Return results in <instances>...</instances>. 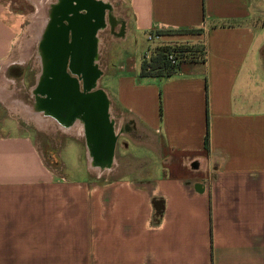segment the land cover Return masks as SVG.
<instances>
[{"label":"crops","instance_id":"0c3cea01","mask_svg":"<svg viewBox=\"0 0 264 264\" xmlns=\"http://www.w3.org/2000/svg\"><path fill=\"white\" fill-rule=\"evenodd\" d=\"M78 1L0 0V105L9 115L36 113L25 79L11 73L30 59L42 68V51L24 38L42 23L29 39L39 41ZM86 1L135 40L119 60H97L98 85L109 77L100 90L113 149L100 133L96 146L85 132L84 146L83 135L66 133L86 172L69 177L27 130L0 126V264H264V0ZM151 32L163 45L196 36L203 59L141 76Z\"/></svg>","mask_w":264,"mask_h":264},{"label":"flooded vegetation","instance_id":"af4514ba","mask_svg":"<svg viewBox=\"0 0 264 264\" xmlns=\"http://www.w3.org/2000/svg\"><path fill=\"white\" fill-rule=\"evenodd\" d=\"M70 9V12L64 15H55L42 33L37 47L39 54L42 51L41 70L34 67L31 59L27 64L11 69L13 75L25 79V96L34 110L40 111L42 107L52 117L60 119L63 125L73 123L77 119L85 122L81 114L72 122L66 117L69 115L72 99L87 93L85 85L95 77L94 71L100 74L95 83L102 78L103 72L97 63L96 52L98 33L106 28V24L101 21L98 7L88 5L86 0L78 1V4H73ZM87 17L89 19H86ZM110 24L112 29L115 23L111 19ZM41 32L42 23L39 33L36 32L35 36H40ZM24 71H27V77L23 76ZM95 83L92 92L100 90ZM30 88L33 89V94H30ZM39 111L37 112L40 113Z\"/></svg>","mask_w":264,"mask_h":264},{"label":"rangeland","instance_id":"374dc122","mask_svg":"<svg viewBox=\"0 0 264 264\" xmlns=\"http://www.w3.org/2000/svg\"><path fill=\"white\" fill-rule=\"evenodd\" d=\"M111 2L114 0H110ZM115 11L119 12L120 11V7H118V5H115ZM112 13V11H111ZM109 13H106L105 16V24H106V30L102 31L100 30L98 35H99V41L100 44H102V49L104 48V55L101 58L103 52L102 49L99 53V55H96V59L101 61V64H104V59L105 61H108L110 58H112V56L114 57V60H119L121 58V56H123L124 54L127 53H131L135 50V45L134 42L135 40L132 38L128 39L126 41V38L123 37H119L116 34H119V28L116 27L115 31L112 28L111 29V24L109 23L110 21L107 19ZM114 22V21H113ZM110 24V25H109ZM120 23L118 22V25ZM117 25V26H118ZM118 30V32H117ZM38 33V32H37ZM34 35V33H32ZM32 34L27 35V38H24V40L27 39V42H29V44H31V51L33 49V52L35 50V54L37 52V47L39 45V42L41 39H39V41H33L32 38L31 41H29L30 37H32ZM197 37L196 36H189L188 38L185 39H178L174 42H172V44L170 45H164V46H160L158 48H168L170 50V52H174V54L176 55V57H178V60L181 59L182 57V51L183 50H190V51H194L197 50L199 47L198 45H194L193 40H195ZM35 40V39H34ZM185 40V41H184ZM183 41V42H182ZM147 42V44H146ZM146 42L144 41V54L142 55V59H141V65L143 62H145L143 59L146 56V52L149 50V48L153 47L146 38ZM116 47V48H115ZM156 47H154L155 50ZM157 49V48H156ZM172 50V51H171ZM116 53V54H114ZM188 54V53H187ZM191 54V53H190ZM188 54V56L194 55L193 53L190 55ZM99 66L100 69L102 70L103 67ZM140 65V66H141ZM25 70V69H24ZM26 72L24 71V75L26 76ZM27 77V76H26ZM108 76L104 77L103 80L101 81V85H98V82L96 83V87L98 88H105L108 85ZM31 80V78H30ZM27 93V90H25V95ZM35 111V110H34ZM39 111V110H37ZM37 111H35L37 113L33 114L32 111H27L26 115L24 114V117H17V116H12L9 115L8 112L2 108V106L0 105V126H4V125H8V127H12V125H15L16 123L18 125H20L22 128H24L25 130H27L29 136H31L33 138V140L38 144V146L40 147L45 160L48 163H54L57 165V163H59V165H63V163L66 164V168L63 170L64 173L67 176H75L77 173L79 175L78 178H81L83 176H86V172H85V167H84V163L83 164H79L78 160L76 159V157L74 156V153L72 152V150L69 148L71 146V140L75 139L73 137H70V135L66 134L69 132L64 131V129L59 128L58 125L54 122L51 121V119L45 118L44 116L40 115ZM29 114V115H28ZM42 116V117H41ZM77 122V120H75ZM39 122V123H38ZM48 122V123H46ZM53 125H52V124ZM55 123V125H54ZM49 124V125H48ZM76 125V123H75ZM84 134L83 137H79V140H77V142L81 145L84 146L83 141H84ZM124 140V142L126 144L131 145V141L128 140L127 138L122 139ZM141 150L138 152L139 155H141L142 153H140ZM131 153H133V151H131ZM83 157V162L84 160V155L82 154ZM54 165V166H56ZM58 167V165H57ZM56 167V168H57ZM58 169V168H57ZM59 170V169H58ZM84 178V177H83Z\"/></svg>","mask_w":264,"mask_h":264},{"label":"water","instance_id":"95a60500","mask_svg":"<svg viewBox=\"0 0 264 264\" xmlns=\"http://www.w3.org/2000/svg\"><path fill=\"white\" fill-rule=\"evenodd\" d=\"M86 19L89 18L87 17ZM94 74L95 77L92 80H89L85 85L87 93H85L81 97H74L72 99V105L70 103V110L68 111L69 115L66 118L68 119V121L72 122L75 117L79 115V113L84 111L88 117V126H90L89 130H91L89 132L92 137H94L95 141H97L99 135L101 134L103 138L99 137V139L103 141V147H106L111 151L114 145V138L112 137L111 130L109 129L107 124L108 103L105 97L104 102L100 98V94H103L105 96L103 91H91L93 84L100 76V74L95 71Z\"/></svg>","mask_w":264,"mask_h":264},{"label":"trees","instance_id":"16d2710c","mask_svg":"<svg viewBox=\"0 0 264 264\" xmlns=\"http://www.w3.org/2000/svg\"><path fill=\"white\" fill-rule=\"evenodd\" d=\"M180 34H201V29L196 30H182L178 31ZM177 32V33H178ZM204 48L197 50H183L182 51V57L179 60V62L175 65H172L168 61V54L170 53V50L168 48H158L151 56L150 62H143L140 69V75L143 77H166L174 74L180 66V63L187 60H196V59H203L204 56ZM194 54L191 56H188V54Z\"/></svg>","mask_w":264,"mask_h":264},{"label":"bare ground","instance_id":"6f19581e","mask_svg":"<svg viewBox=\"0 0 264 264\" xmlns=\"http://www.w3.org/2000/svg\"><path fill=\"white\" fill-rule=\"evenodd\" d=\"M39 16V15H38ZM35 17H36V15H35ZM39 19V18H38ZM34 34L36 35V31L34 32ZM36 38H34V39H37V38H39V36L37 37V36H35ZM34 42V41H33ZM7 91V90H6ZM96 96V95H95ZM7 97V96H6ZM106 98V96H104L103 94H100V98H101V100L104 102V99ZM5 100V99H4ZM23 101V100H22ZM106 101H107V98H106ZM36 104V103H35ZM14 106V105H13ZM108 109V108H107ZM113 110V109H112ZM21 111H22V109H21ZM40 113V115H42V116H44L45 118H48V119H51V121H54L57 125H58V127L59 128H62V129H64V131H66V132H69V133H74V134H77L78 136L79 135H83L84 134V132L86 133V135L88 136V138L90 139L89 141L90 142H92L95 146H96V143L97 142H95V138L94 137H92V135L90 134V132L89 131H91V130H89L90 129V126H88V121H87V119H88V117H87V115H86V113L83 111V112H81V113H79V114H81V115H83V117L85 118L84 120H86L84 123L83 122H81V120H79V119H77V123H76V126L75 127H72V126H69V125H63V124H61V121H60V119L59 120H57L56 118H54V117H52V115L48 112V111H45V110H43V108L41 107V109H40V111H39ZM112 112V111H111ZM22 114V113H21ZM23 114H27L25 111H23ZM34 114H36L37 115V113H34ZM29 115V114H28ZM41 116V117H42ZM39 123V122H38ZM46 123H48V122H46ZM55 123H54V125H55ZM52 124V123H51ZM107 124H108V127H109V129L111 130L112 129V123H111V120H110V117H109V114H108V110H107ZM121 124V123H120ZM49 125V124H48ZM53 125V124H52ZM56 126V125H55ZM115 129V128H114ZM116 132V131H115ZM124 132V131H123ZM118 136V135H117ZM108 151V150H107ZM114 151V150H113ZM94 158V157H93ZM105 164V163H104ZM105 165H107V164H105ZM108 167V166H107Z\"/></svg>","mask_w":264,"mask_h":264},{"label":"built area","instance_id":"2783aa9c","mask_svg":"<svg viewBox=\"0 0 264 264\" xmlns=\"http://www.w3.org/2000/svg\"><path fill=\"white\" fill-rule=\"evenodd\" d=\"M146 38H147V41L153 46V47L149 48V50L146 52V56L143 59L144 61L149 63L151 60L152 54L158 49V47L164 46V45L161 43L162 37H161L160 33H157V32L148 33L146 35ZM154 47H156L157 49L155 48V50H154ZM167 57H168L167 58L168 61L172 65H175L179 62L178 57H176L174 52H170Z\"/></svg>","mask_w":264,"mask_h":264}]
</instances>
